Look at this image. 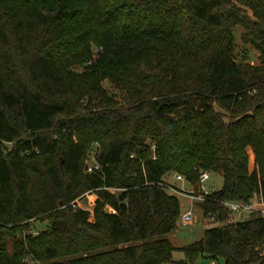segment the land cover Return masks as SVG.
I'll return each mask as SVG.
<instances>
[{"label":"trees","instance_id":"16d2710c","mask_svg":"<svg viewBox=\"0 0 264 264\" xmlns=\"http://www.w3.org/2000/svg\"><path fill=\"white\" fill-rule=\"evenodd\" d=\"M205 170L226 223L176 247L164 177ZM226 199L264 200V0H0V264H264V217Z\"/></svg>","mask_w":264,"mask_h":264},{"label":"rangeland","instance_id":"374dc122","mask_svg":"<svg viewBox=\"0 0 264 264\" xmlns=\"http://www.w3.org/2000/svg\"><path fill=\"white\" fill-rule=\"evenodd\" d=\"M241 26H237L235 28L236 35V58L238 61H249L253 63H259L258 59L259 51L254 48L251 44L243 43L241 39ZM105 86L112 89V85L109 81L104 82ZM114 91V89H112ZM210 176L208 178L203 179L200 183L201 185L192 184L189 181L176 178V174L174 172H169L165 175L166 182L169 183L173 188H169L170 191L178 194L182 204V212L192 209L194 213V222L187 226L178 225L176 229L166 235L172 243L176 247H181L186 244H189L197 239H200L207 228L221 226L226 222L216 220V217H209L204 214V209L201 206L202 202L197 200H193L186 193L187 191L195 190L196 192L199 190L198 186H203L204 189L209 193L215 190H219L223 186V174L222 172H213L209 171ZM176 189V190H175ZM97 198V194L95 191L90 190L85 192L80 198H78V207H82L88 209L91 212V217H93L95 200ZM76 200V201H77ZM252 215L249 211H244L242 213L232 212L230 213L229 221H241L250 218ZM48 221L44 222H35L34 226L38 230H42L46 227ZM174 260H183L189 261L185 252L181 249H176L173 252ZM198 262L201 264H210L209 261H205L203 259H199ZM29 264H34L29 263ZM166 264V263H161Z\"/></svg>","mask_w":264,"mask_h":264},{"label":"built area","instance_id":"2783aa9c","mask_svg":"<svg viewBox=\"0 0 264 264\" xmlns=\"http://www.w3.org/2000/svg\"><path fill=\"white\" fill-rule=\"evenodd\" d=\"M100 148L99 142H93L91 149L88 152V156L86 158V171L94 172L98 170H102V165L98 160V150ZM210 176V172L205 170L201 173L200 178L201 181L203 179L208 178ZM176 178L184 180L185 177L183 175L177 174ZM169 188H173L171 185H168ZM176 190V189H175ZM193 200H197L199 202H203L207 198L208 192L204 189L203 186L196 192L195 190L187 191L186 193ZM222 203L228 207L232 212L242 213L244 211L257 212L264 217V200L263 199H254L250 201L246 200H233L226 199L222 201ZM73 205H78L73 202ZM194 213L192 209H188L181 213V217L179 219V225L187 226L194 222ZM34 232L37 234L39 232L38 229H35ZM210 264H217L215 261H211Z\"/></svg>","mask_w":264,"mask_h":264},{"label":"water","instance_id":"95a60500","mask_svg":"<svg viewBox=\"0 0 264 264\" xmlns=\"http://www.w3.org/2000/svg\"><path fill=\"white\" fill-rule=\"evenodd\" d=\"M63 162V157H61V163Z\"/></svg>","mask_w":264,"mask_h":264}]
</instances>
